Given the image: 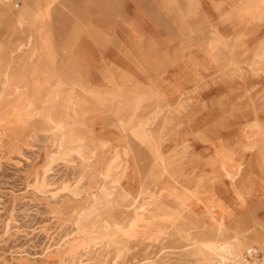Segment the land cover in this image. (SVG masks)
<instances>
[{
    "label": "rangeland",
    "instance_id": "rangeland-1",
    "mask_svg": "<svg viewBox=\"0 0 264 264\" xmlns=\"http://www.w3.org/2000/svg\"><path fill=\"white\" fill-rule=\"evenodd\" d=\"M260 185L264 0H0V264H227Z\"/></svg>",
    "mask_w": 264,
    "mask_h": 264
},
{
    "label": "crops",
    "instance_id": "crops-1",
    "mask_svg": "<svg viewBox=\"0 0 264 264\" xmlns=\"http://www.w3.org/2000/svg\"><path fill=\"white\" fill-rule=\"evenodd\" d=\"M214 161H215V159H214ZM192 164H193L192 167H195L196 163L194 164V162H193ZM196 167L199 168V165H196ZM197 171H193V173L197 172ZM257 192H259V195L260 194L263 195L264 194L263 186L260 185L259 190H257ZM211 199L219 200L214 189H212L211 192H210V189H208L207 195L198 197L196 203H193V205H192L191 211H192L193 215L197 216V214H199L200 217L204 216L206 221L203 220V222H202L203 224L207 223V225H209V226H217L216 220L219 218L222 219L223 227H226V228H235V227H239L241 224H246V223L249 224L250 223L251 216H252L251 214L248 213V214H245L243 216L242 215L237 216L236 213L232 212L231 207L225 206V203L221 202L223 205V211H217V210L211 209V206L209 204V200H211ZM201 204H203V205H201ZM201 210H203L205 212H203ZM201 218H203V217H201ZM251 224H252V222H251Z\"/></svg>",
    "mask_w": 264,
    "mask_h": 264
},
{
    "label": "built area",
    "instance_id": "built-area-1",
    "mask_svg": "<svg viewBox=\"0 0 264 264\" xmlns=\"http://www.w3.org/2000/svg\"><path fill=\"white\" fill-rule=\"evenodd\" d=\"M17 7L24 0H10ZM227 264H264V247L250 246L240 254L227 260Z\"/></svg>",
    "mask_w": 264,
    "mask_h": 264
}]
</instances>
